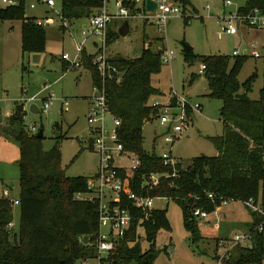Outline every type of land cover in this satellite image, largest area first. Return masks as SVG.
I'll return each instance as SVG.
<instances>
[{
    "label": "trees",
    "instance_id": "16d2710c",
    "mask_svg": "<svg viewBox=\"0 0 264 264\" xmlns=\"http://www.w3.org/2000/svg\"><path fill=\"white\" fill-rule=\"evenodd\" d=\"M184 8L191 0H178ZM239 2L237 17L249 23V18L261 15L264 21V0H222ZM124 6L134 7L130 0H122ZM103 0H61V17L67 21L86 19L103 8ZM191 16L184 17L187 25ZM20 22L21 54H39L45 49L46 31L36 24L34 17L25 15L24 0L16 6L0 7V22ZM110 31L108 33L109 45ZM163 52V51H162ZM158 50L143 47L141 55L134 59H109L110 68L122 73L111 78L100 77L92 65V55L82 51L80 65L90 74L91 84L106 94L110 112L120 122L119 136L125 149L140 159L136 172L134 191L140 193V177L145 173H166L155 153L143 148V125L157 118L160 106L148 105L151 97L160 96L151 86V76L159 72L162 60ZM187 63L198 61L204 66L201 74L206 80L208 99L221 101L218 111L222 134L208 140L216 150L212 157L197 156L182 168L177 166V175L161 179L158 185L147 191V196L166 198L176 203L181 210L183 229L189 234L191 244L201 240L195 209L209 214L220 208L223 200L228 202L258 204L263 213L250 212L248 226L249 246L235 243L220 259V264H261L264 256V234L256 228L264 219V84L257 100H238L237 93L252 92L256 77L253 73L242 85L237 81L246 56L232 58L226 55L199 56L185 53ZM194 76L191 77L193 80ZM25 113L16 106L8 120V128L19 147L18 158V229L12 232L9 201L0 198V264H75L78 260L97 258L95 239L98 233L96 205L79 200L77 194L87 192V179L83 176L68 177L61 166V153L56 145L44 151L41 138L26 130L23 124ZM59 130V125L54 124ZM61 138L59 136L58 140ZM81 151L73 158L78 157ZM211 195V198L208 196ZM247 207V206H246ZM134 220L123 239L115 248L99 260L100 264H152L164 246L156 249L160 231L171 232L167 208L154 209L142 218L140 211L133 210ZM142 228L149 246L142 251L137 229Z\"/></svg>",
    "mask_w": 264,
    "mask_h": 264
},
{
    "label": "rangeland",
    "instance_id": "374dc122",
    "mask_svg": "<svg viewBox=\"0 0 264 264\" xmlns=\"http://www.w3.org/2000/svg\"><path fill=\"white\" fill-rule=\"evenodd\" d=\"M46 1L24 0L27 17L35 16V19L49 21L43 27L46 31V43L42 53L21 54L20 22H0V182L3 184L0 196L1 189H7L13 200H17L19 192V147L8 128V120L16 106L20 105L25 113L23 124L28 132L35 134L42 128L44 151L58 146L61 166L66 176L88 178L94 174L97 166L96 156L88 149L85 100L92 94L90 74L82 66L73 67L71 62L61 59L64 54L70 60L77 59L79 45L85 47L86 54L93 56L90 41L80 33L86 20H65L66 24L60 25L61 0H51L53 7L47 6ZM116 1L120 0H110L108 3L103 0L108 12L115 13ZM190 3L191 6L185 8L180 5L181 14L171 18L162 31H158L141 17L134 16L128 19L129 33L121 37L117 31L124 21L114 20L109 26V46L105 52L107 59H134L141 55L143 47L152 51L161 49L163 52H172L173 59L169 62L162 61L159 72L151 76V86L158 89L161 95L151 97L148 105L157 104L160 111L161 108L175 109L183 104L190 121L180 138L172 145L171 153L184 168L194 157L216 155L217 152L208 139L222 134V123L218 116L221 101L204 96L207 84L200 73L201 64L198 61L187 63L181 44L190 46L193 55L229 56L230 64L233 57L246 56L237 81L242 85L253 73L256 74L249 95L251 100L258 99L259 90L264 84V21L261 22L260 31L257 25L239 19L236 15L239 4L235 2H231L229 6L222 0H191ZM32 4L34 8L30 9ZM141 5L142 0L134 3L138 10ZM0 7H5L1 0ZM187 16L192 19L185 25L184 17ZM228 21L236 26V34L225 33ZM245 28L259 29L254 39L246 33ZM235 50L240 55H234ZM253 51L258 53L259 58L251 56ZM44 102L48 104L45 112L40 110L38 115L28 112L30 104L35 103L41 109ZM196 104L199 108L194 110ZM55 123L59 125V130L54 129ZM56 133L61 136L58 142ZM161 133L162 129L156 119L146 122L142 128L144 150L149 153L154 149L160 153L164 147L160 141ZM79 151L80 154L72 162ZM11 184L13 187H10ZM257 206H260L259 203ZM165 207L171 232H159L156 249L161 250L166 246V251H160L152 264H220L224 252L235 243L249 246L245 236L249 233L247 228L251 223L252 210L240 202H228L206 219L196 220L201 240L193 244L189 241V234L183 229L180 207L172 200L155 201V208ZM11 210L12 222L8 229L16 232L18 208L11 206ZM136 231L141 250H147L149 244L145 240L143 229L138 228ZM86 264H98V260L90 259ZM261 264H264V256Z\"/></svg>",
    "mask_w": 264,
    "mask_h": 264
},
{
    "label": "built area",
    "instance_id": "2783aa9c",
    "mask_svg": "<svg viewBox=\"0 0 264 264\" xmlns=\"http://www.w3.org/2000/svg\"><path fill=\"white\" fill-rule=\"evenodd\" d=\"M19 0H1L5 6H16ZM135 3L136 0H130ZM144 1L140 10L135 7L124 6L122 0L115 2V13L108 12L106 9V2L103 8L95 11L92 15L86 18V23L82 26L80 33L89 40L93 47L94 54L92 65L96 67L100 77L111 78V71L117 74L116 83L122 79V73L117 72L115 68H110L109 59L106 58L105 52L108 48V33L109 26L114 20H128L130 17L139 16L146 23L156 27L158 31L168 23V21L181 14L180 3L178 0H150L155 3L156 10L147 12L145 10ZM46 5L53 7L54 3L47 0ZM227 6L231 5L230 1L225 3ZM34 5H30L33 9ZM60 16V25H65V19ZM239 18V17H238ZM241 19V18H239ZM49 21L46 19H36L38 26L44 27ZM59 22V21H58ZM262 19L259 15H254L249 18V24L262 26ZM57 23V21H55ZM63 23V24H62ZM237 28L230 21L225 28V33L234 35ZM85 51L83 45L77 47L79 57L75 60H70L67 54L61 55V59L65 62H71L73 67L79 68L80 54ZM234 55H240L235 50ZM251 56L258 58L257 52H252ZM173 59L172 52L166 50L162 52L161 60L169 62ZM79 60V61H77ZM204 69L201 66L200 73ZM182 100V99H181ZM183 102V100H182ZM87 112L86 121L88 124V144L91 152L97 158V166L94 174L87 179V192L85 194H77L76 198L79 200H87L96 205L98 216V233L95 239V249L98 260L104 258L106 254L112 251L118 240L123 239L126 232L129 230L131 222L134 220L133 210L140 211L142 218L146 219L152 210L155 208L156 200L167 201L166 198L147 196V191L156 187L161 179L173 178L177 175V166H181L179 160L172 156L171 147L175 141L180 138L181 133L189 125L190 119L186 116V111L183 104L173 109L171 107L161 108L156 118L158 126L162 129L160 134V141L163 143V148L160 153L154 149L149 153H155L160 158L164 167L170 168L172 173H145L140 177L139 190L140 193L134 191L132 186L136 185V178L134 176L140 168V159L132 152L125 149L119 136L120 120L114 116L107 104L106 94L103 90H99L92 85V94L86 100ZM154 106H158L155 104ZM199 105L194 106L197 110ZM48 109L47 102L43 103L39 111L45 112ZM194 123V122H193ZM157 147V146H156ZM155 147V149H156ZM184 168V167H182ZM3 184L0 182V187ZM211 198V195L208 196ZM9 201L11 206L18 205L17 200L9 197L7 189H1V196ZM228 204L227 200H223L220 204L225 206ZM252 212L263 215L260 207L254 205L252 201L246 203ZM193 216L197 219H206L208 214L195 209ZM256 230L264 234V221L260 223ZM248 239V235L245 236ZM225 254V252H224ZM87 260H78L75 264H86Z\"/></svg>",
    "mask_w": 264,
    "mask_h": 264
},
{
    "label": "water",
    "instance_id": "95a60500",
    "mask_svg": "<svg viewBox=\"0 0 264 264\" xmlns=\"http://www.w3.org/2000/svg\"><path fill=\"white\" fill-rule=\"evenodd\" d=\"M144 5H145V10L147 12H153L156 10V5L155 3L151 2L150 0H145L144 1ZM261 15H259L260 17ZM118 34L119 36L121 37H125L127 36V34L129 33V23H128V20H124V22L122 23L121 27L118 29ZM181 47H182V50L186 53V52H191L192 51V48L188 45H186L185 43H182L181 44ZM158 53L161 54L162 53V50L161 49H158ZM234 98L235 99H238V100H247L249 99V96L247 95L246 92H241V93H237L234 95ZM28 112L32 115H38L40 113L39 111V107L35 104V103H32L29 105L28 107ZM195 124V122H194ZM43 135V132L42 131H39L37 133V137L38 138H41ZM60 135L59 133H56L55 137L58 138ZM12 186V185H10ZM158 251H160L158 249Z\"/></svg>",
    "mask_w": 264,
    "mask_h": 264
},
{
    "label": "crops",
    "instance_id": "0c3cea01",
    "mask_svg": "<svg viewBox=\"0 0 264 264\" xmlns=\"http://www.w3.org/2000/svg\"><path fill=\"white\" fill-rule=\"evenodd\" d=\"M106 1H107V3H108L110 0H106ZM235 3L239 4L238 7H239V6H242V4H243L242 1L235 2ZM238 7H237V8H238ZM34 17H35V16H34ZM10 28L12 29L13 27L11 26ZM259 29H260V31L262 30L261 27H260ZM259 29L249 30V29H246V28H245V31H246V33H247L248 35L251 36L252 39H254V37H255V35L257 34V31H258ZM85 51H86V50H85ZM86 52H87V51H86ZM92 52H93V51H92ZM244 53H246L245 50H244ZM253 58H254V57H253ZM258 58H259V57H258ZM249 95H250V94H248V96H249ZM86 100H87V99H86ZM86 100H85V101H86ZM195 125H196V123H195ZM11 185H12V184H11ZM10 187H13V185L10 186ZM17 196H18V195H17ZM17 198H18V197H17ZM17 198H16V199H17ZM258 203H259V201H258ZM15 206H17V205H15ZM17 208H18V206H17ZM217 210H218V209H217ZM217 210H216V211H217ZM18 218H19V210H18Z\"/></svg>",
    "mask_w": 264,
    "mask_h": 264
}]
</instances>
